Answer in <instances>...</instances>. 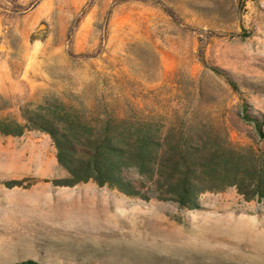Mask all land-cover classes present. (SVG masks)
<instances>
[{"label":"rangeland","instance_id":"1","mask_svg":"<svg viewBox=\"0 0 264 264\" xmlns=\"http://www.w3.org/2000/svg\"><path fill=\"white\" fill-rule=\"evenodd\" d=\"M54 98L264 150V0H0V117ZM65 174L49 134H0V264H264V199L230 186L189 209Z\"/></svg>","mask_w":264,"mask_h":264},{"label":"trees","instance_id":"2","mask_svg":"<svg viewBox=\"0 0 264 264\" xmlns=\"http://www.w3.org/2000/svg\"><path fill=\"white\" fill-rule=\"evenodd\" d=\"M20 115L0 117V134L33 129L49 134L66 173L57 184L94 181L129 196L173 201L189 209L199 207L202 193L230 186L247 200L264 199V150L233 144L206 123L167 124L139 110L87 109L59 98L23 108ZM175 115L186 116L180 111Z\"/></svg>","mask_w":264,"mask_h":264},{"label":"bare ground","instance_id":"3","mask_svg":"<svg viewBox=\"0 0 264 264\" xmlns=\"http://www.w3.org/2000/svg\"><path fill=\"white\" fill-rule=\"evenodd\" d=\"M141 209L142 208H136L134 206H124L122 212L119 214L125 219L129 228H144L153 220L150 218L149 214L143 213Z\"/></svg>","mask_w":264,"mask_h":264}]
</instances>
